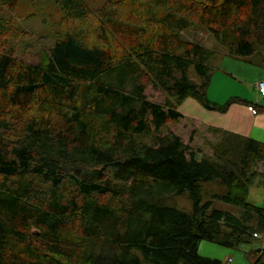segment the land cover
Returning a JSON list of instances; mask_svg holds the SVG:
<instances>
[{
  "label": "trees",
  "instance_id": "16d2710c",
  "mask_svg": "<svg viewBox=\"0 0 264 264\" xmlns=\"http://www.w3.org/2000/svg\"><path fill=\"white\" fill-rule=\"evenodd\" d=\"M20 1L1 6L16 17ZM90 2L59 0L55 43L29 61L7 42L27 38L15 18L0 20V264H222L199 255L202 241L258 242L248 258L264 264V208L248 202L264 144L210 128L208 158L169 130L188 99L264 111L212 102L215 52L183 37L201 29L225 56L258 55L264 0ZM204 183L224 191L204 203ZM186 192L191 212L165 203Z\"/></svg>",
  "mask_w": 264,
  "mask_h": 264
},
{
  "label": "rangeland",
  "instance_id": "374dc122",
  "mask_svg": "<svg viewBox=\"0 0 264 264\" xmlns=\"http://www.w3.org/2000/svg\"><path fill=\"white\" fill-rule=\"evenodd\" d=\"M59 0H26L20 1L16 17L11 12L1 6L0 0V20L16 22L21 30L24 31L26 39L7 40L8 44L15 45L18 48L19 55L26 60H32L36 57V51L39 48L49 49L56 40L60 30L62 13L58 4ZM106 0H91L94 7H100ZM13 18V19H12ZM15 24V23H14ZM185 39L202 44L206 48L213 50L215 56L210 60L209 65L213 69V77L209 87L211 97H218L227 103L231 98H241L249 103L263 105L264 98L260 96L255 89L256 83L264 78V67L257 64L256 57L232 58L225 56L227 50L222 48L214 37L206 31L198 29L196 32L188 31L183 36ZM264 52V51H262ZM264 57V53L260 56ZM194 80L197 77L191 73ZM148 99L152 102L163 104L166 95L162 91H155L151 86L146 91ZM210 98V97H209ZM206 110V109H205ZM197 126H191L189 121H179L177 125H170L169 130L179 135L182 140L193 150L199 151V154L213 158L216 144H219L220 137H215L207 129H196ZM196 130L194 133L192 129ZM192 142L190 141V138ZM251 172L255 174V180L250 186L248 202L252 205L264 208V161L255 162L252 165ZM218 184L204 183L203 199L204 203L209 200L208 195L212 193H223ZM170 207L191 212L192 202L189 194L172 196L165 202ZM213 209H218L240 216L241 210L229 206L223 202L216 201ZM260 248L258 242L244 244L237 249L221 247L215 243L202 241L199 245V255L205 258L215 259L222 264H250L248 255Z\"/></svg>",
  "mask_w": 264,
  "mask_h": 264
},
{
  "label": "crops",
  "instance_id": "0c3cea01",
  "mask_svg": "<svg viewBox=\"0 0 264 264\" xmlns=\"http://www.w3.org/2000/svg\"><path fill=\"white\" fill-rule=\"evenodd\" d=\"M263 53L254 55L257 59V64L262 67H264V57L260 56ZM260 81H264V78L260 79ZM208 97H210L209 99L212 102L220 105L224 102L218 97H211L210 94ZM260 104L262 103L260 102ZM260 104L254 103V105L264 107V101L263 105ZM179 111L183 116L180 121H189L192 127L197 126L196 129H219L264 144V111L257 112L253 106L234 104L226 113H219L205 110L196 101L188 99ZM196 129L193 128L192 132L194 133Z\"/></svg>",
  "mask_w": 264,
  "mask_h": 264
},
{
  "label": "built area",
  "instance_id": "2783aa9c",
  "mask_svg": "<svg viewBox=\"0 0 264 264\" xmlns=\"http://www.w3.org/2000/svg\"><path fill=\"white\" fill-rule=\"evenodd\" d=\"M255 88L258 91V93L262 97H264V81H259L258 83H256ZM254 113H255V111H254ZM254 237L259 239V240H261L262 245L264 247V237L262 235H260V234H255Z\"/></svg>",
  "mask_w": 264,
  "mask_h": 264
},
{
  "label": "water",
  "instance_id": "95a60500",
  "mask_svg": "<svg viewBox=\"0 0 264 264\" xmlns=\"http://www.w3.org/2000/svg\"><path fill=\"white\" fill-rule=\"evenodd\" d=\"M36 234H38V232H35Z\"/></svg>",
  "mask_w": 264,
  "mask_h": 264
}]
</instances>
